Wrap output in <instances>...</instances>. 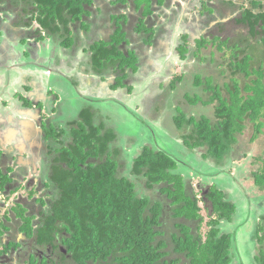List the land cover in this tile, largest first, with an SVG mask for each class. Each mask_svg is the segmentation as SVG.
Returning <instances> with one entry per match:
<instances>
[{
    "label": "trees",
    "instance_id": "obj_1",
    "mask_svg": "<svg viewBox=\"0 0 264 264\" xmlns=\"http://www.w3.org/2000/svg\"><path fill=\"white\" fill-rule=\"evenodd\" d=\"M35 1L40 10L39 22L49 33L63 35L61 46L65 49L76 45L70 29L72 23L80 22L83 30L89 31V25L81 20L85 15H90L87 5H92L93 0ZM262 1L239 0L235 4L236 12L232 18L238 26L236 30L240 29L237 30L239 34L248 35L242 41L233 43V38L224 40L221 36L191 33L181 35L177 41L176 50L182 60L194 57L200 62H217L219 76L225 78L216 83L213 75L197 74L194 77V86L202 95L198 93L188 103L191 106L201 104L203 107H213L212 117L188 116L183 109L176 111L177 115L173 118L178 135L182 133L183 144H178L195 155L196 150H205L201 158L216 163L215 166L211 163L208 165L216 169L217 175L223 172L220 168H223L226 158L239 143L238 136L244 133L246 125L253 126V142L263 133L264 60L255 66L253 55L249 52L253 40L260 39L258 43L264 48ZM168 2L110 1L111 6L130 7L131 12L110 14V31H113V35L109 40L93 44L91 52L94 68L98 71L110 68L122 73L117 77L113 89L125 88V80L129 77L127 71L136 74L138 63L141 64L139 53L128 48L131 35L124 30L121 22L129 24L131 14L135 13L139 23L133 34H137L142 41L140 46L143 50H149L162 35L161 31L159 33L149 26L150 17L158 8L168 7ZM211 2L201 0L198 10L208 5L214 9ZM221 6V9H225L228 4L222 3ZM120 10L123 8H118ZM238 15L240 18H237ZM194 23V30H203V22ZM222 25L221 30L226 28L225 24ZM209 46L213 50L206 53ZM27 55L23 53L24 57ZM3 75L9 76L5 70ZM243 79L246 81L243 82ZM182 80V76L174 77L169 88L177 89ZM8 84L6 82L4 86L6 89ZM8 87V94L12 97L16 94L23 96L16 88L17 83ZM22 99L25 101V98ZM25 104L31 106L29 101ZM90 110H82L79 122L73 123L71 129L72 143L63 146L59 157L53 160L56 167L53 168L51 183L59 192L53 199L50 213L41 219L39 227L36 229L32 224L35 217L27 216L22 206L17 204L16 207L20 208L17 211L12 208V214L21 222V231L28 232V237H31L35 230L33 236L41 248L53 244L55 236L61 234L63 239L60 244L74 264H245L239 257V230L230 232L222 228L224 223H233L237 212L235 202L228 198L223 189L211 185L204 198L198 197L193 192V178L179 173L185 172L182 170L185 162L174 158L169 152L149 147H144L134 159L130 172H121L119 151L112 148L117 137L113 131L105 130L104 125L98 124L96 114ZM44 119L41 125L47 138L55 143L62 142V129L52 120ZM166 132L169 133V130ZM257 161L260 167L253 172V182L255 189L264 193V153ZM7 169L8 172L11 170ZM0 179V191L6 190V198L20 191L19 187L13 190L9 188L13 180L3 170H0ZM138 182L144 184L140 189L146 194L140 193ZM199 202L210 212L205 234L201 233L205 222ZM166 206L169 210H166ZM249 221L256 223L253 234L249 235L253 245H249L252 260L255 264H264V213L260 216L256 214L255 219ZM4 228L1 224L2 253L8 249L1 244ZM31 260V264H48L44 260H34V257Z\"/></svg>",
    "mask_w": 264,
    "mask_h": 264
},
{
    "label": "rangeland",
    "instance_id": "obj_2",
    "mask_svg": "<svg viewBox=\"0 0 264 264\" xmlns=\"http://www.w3.org/2000/svg\"><path fill=\"white\" fill-rule=\"evenodd\" d=\"M106 1L110 2L111 0ZM197 1L198 0H169L168 7L158 8L155 10L154 16L150 17L151 24L149 26L157 30L159 33L160 31L162 32V35L159 36L157 41V47L155 50L154 48H151L149 51H144L140 46L142 41L137 34H133L139 23L135 13L131 14L129 24L124 25L123 21L121 22L123 24L124 30H127V32L131 35L128 39H132V41L128 48L134 49L139 53V58L142 65L138 68L136 74L130 75V79L126 80L125 84L131 85L134 82L142 94L147 95L149 90L153 91L152 96L154 95V92L156 93L155 101L154 98L142 100L143 98L141 97L140 101L146 111H141L138 109L139 105H137L136 102L133 103L129 101L126 97L128 91L124 89H121V91L118 90L116 95L111 96L115 98L114 101L104 102L102 100L96 107L92 105H90V107L96 111H100L99 116L101 117V121L98 123L103 124L105 130L113 131L117 137V141L113 145V150L119 151L121 160L125 163V166L122 167L121 172H125V167L126 169L130 170L134 159L139 155L142 148L145 146H150L155 149L169 152L174 158L177 157L182 162H185L186 166L182 168V170L185 172L178 171L183 176H187L186 178H193L191 179V183L194 187L193 192L198 197L201 196L200 190L196 187L198 183L204 182L209 186L211 184L218 187L219 189L226 188V186L228 188L229 186L230 190L227 191V195L230 200L236 203L237 212L235 214L233 223H224L222 228H226L230 232L239 230V232H237V242L240 245L241 255L238 256L242 258L245 264H255L252 260L253 256L250 252L251 248L249 245L252 247L253 245L249 235L253 234V231L255 230L254 224L256 223L254 221H249V219H255L256 214H251L249 209L253 208L254 210L258 211L259 216L264 213V193L256 190L253 182V172L257 171L260 167V164L257 160L263 156L264 153V129L259 138L253 142V126L251 124L246 125L247 127L244 133L238 136L239 143L235 145L232 152L229 154V157L226 158L225 164L222 163L223 168L220 169L221 172L223 171V173L221 176L219 175V177H221V179H219L217 178L218 173H215L216 169H210L209 165H207L211 163V165L215 166L216 163L211 161V159L203 160V158H201V155L205 154V150H196L195 155L193 152L185 151V147L178 144V142L183 144L181 137L182 133L180 132L178 135V130L173 123V118L175 115H177L176 111H183V109L188 116H196L197 118H199L201 115L206 117H212L213 115V107H203L201 104H197L195 106L189 105V103L192 101L191 98H194V96L198 95V93L202 95L201 91L198 88L196 89L194 86L195 75H213L215 77L214 80H216V83L225 80V78H221L219 76L218 66L216 65L218 64L217 62H212L210 60L206 62H200L199 59L194 57H189L187 60H182L180 58L176 50V45H178L177 41L180 39L181 35L191 33V35L195 34L198 36L203 34L206 36L208 35L209 37L211 35L213 37L221 36L224 40L233 38V43H237L239 40L242 41L245 37H248V35L245 33L239 34V31L237 30L240 29L236 30L238 26H236V23L233 22L234 18H227V10L220 9L221 15H223V13L226 15L221 16L220 18H215L213 23L209 17L216 15L217 7L211 9V7L208 5L207 7H202L198 10L200 6L198 5ZM130 2H132V0H130ZM218 6L219 8L222 7L221 5ZM118 8H123V10L118 11ZM118 8L111 6L108 12H103V40H109L113 35V31H110L111 27L109 15L122 14L123 11L126 13L131 12L130 7L119 6ZM157 16L159 19H157ZM237 18H240V15H238ZM194 20H196L197 23H204L205 26L203 30L201 28L198 30H192L190 28L193 23L192 21ZM222 24H225L226 29L221 30L219 28L223 26ZM1 39L2 38L0 37V40ZM259 40L260 39L252 41V48L249 51L253 55L255 66L259 65L260 60H264V48L258 43ZM11 41H13V44H11L12 47H9V50L11 51L17 49V46H32L26 41L23 42V40L18 41L12 39ZM45 42L46 39L44 40V43ZM53 46L54 44L49 45L47 54L43 55L39 62L49 63L55 66L54 64H56L55 59L57 55L60 57V59L66 60L65 54H68V51L65 50L64 54V51L61 52L60 49H54ZM138 46L140 47L138 48ZM84 48L85 46L79 47L76 49L75 53L71 55L74 59L71 60L73 62L71 65L73 66L75 64L74 69L69 66L70 68L67 71L68 76L72 77L68 78L71 84H69V87L67 83L63 86V88L61 86L62 90H65L68 93L71 89V91H74V94H76L75 87L77 86L78 82L75 74L78 76V67L83 64L85 59H88V56L83 52ZM5 49L6 47H4L3 50ZM211 50L213 49L211 46H209V50H206L205 52L210 53ZM206 56L210 57L208 54ZM216 56L217 58L220 57L218 53ZM24 60L27 62L26 58H24ZM85 67L89 68L90 66ZM38 73L41 74L42 71H38ZM117 73L118 71L116 72L114 69H107V74H105L104 80L107 82L111 81V78L115 77V74ZM127 73L132 74L129 70ZM79 76H82V74H79ZM176 76H182L183 80L178 84L177 89L172 90L169 88V85ZM116 77H118V75ZM93 78L97 79V84H99L93 96L104 98L110 96L111 93L113 94V91L109 88V85L103 89V81L95 76H93ZM5 80L10 81L12 79L7 77ZM245 81L246 80L243 79V82ZM155 85L157 86L155 87ZM77 88L79 89L80 87ZM88 90L91 89H86L85 86L79 89V91H84V94L91 95ZM52 92H55V89H53ZM59 93L61 94V91H59ZM137 94L138 93H135L134 96ZM5 95L6 99L3 100L1 105L5 111L9 112L10 119L14 121V123L18 125L20 129L23 130L25 127L24 124H27V120H32L31 114H26V109L24 107H17V100L19 99L21 102H23L22 98H25L27 101L31 102V106H27L31 113L38 115L39 119L48 117L57 125L60 124L61 127H64L61 124L60 118H58L57 114H54V112L51 111L49 100H51L52 95L47 96L48 98L43 97L39 106H36L37 100L34 98L18 96V94H16L15 97H11L7 93ZM64 109H66V107H64ZM1 115L6 117L4 114ZM166 130H169V133H167ZM170 131H172L173 134ZM63 133L67 135L66 130L63 131ZM4 134V132L0 133V140L10 142L11 140L6 139ZM30 138L31 136H29V139ZM31 141L34 142L36 140L31 139ZM39 141L40 139L38 138V143ZM12 143L23 145V143L21 144L16 140H12ZM27 143L31 142L28 141ZM29 153L33 162H39V160L42 162V159L39 158L40 153L37 147H31L29 149ZM199 159L204 162V165H201L202 163ZM231 174L234 176L235 184H233V182L230 180L232 177ZM31 175V178H34V174ZM189 175L191 177H189ZM196 175L200 178H197ZM225 176L227 178L223 179L224 182H222L221 180ZM203 177L206 179V181L203 179ZM137 185L139 187L140 193H147L146 191L140 189V187L142 188L144 184L142 185V183L138 182ZM25 192H22L23 195ZM150 194H153V192H150ZM154 198L157 199V196L155 195ZM249 203H252L253 205L250 208L247 207ZM199 206L201 208V215L203 216L205 222L202 226L201 233L205 234L208 231L206 222L209 221L208 215L210 212L205 209L203 203L199 202ZM255 206L258 208H255ZM13 208L14 211L20 209L16 206H13Z\"/></svg>",
    "mask_w": 264,
    "mask_h": 264
},
{
    "label": "flooded vegetation",
    "instance_id": "obj_3",
    "mask_svg": "<svg viewBox=\"0 0 264 264\" xmlns=\"http://www.w3.org/2000/svg\"><path fill=\"white\" fill-rule=\"evenodd\" d=\"M34 2L36 1L35 0H0V37L2 38L0 40V49L2 51H5L3 50V47H6V50L9 51L10 49L9 47H12L11 44H13V41H11L12 39L18 41L23 40V42L26 41L32 45V46L24 45L23 47L17 46L23 49V53L24 52L29 53L30 55V57L29 55L24 57L22 53V57L19 59L18 62L22 61L23 66L29 68V74L31 77H33V84L37 90H41L42 86H45L46 88V86L48 87V85L50 87V84L56 85L57 83L58 84L62 83V81L63 83L61 86H64L66 83L69 85L68 81L70 82V80L68 78L70 77L67 76L68 75L67 71L70 68L69 66H71V68L74 69V65H75V64L73 66L71 65L73 63L71 60H74L71 55H73L76 49H78L79 47H84V46L91 47L93 44L97 43L98 41L103 40V36H102L103 18L100 17L101 15L97 10L96 5H101V6L103 5V12H108L109 8L111 7V3L106 0H93L92 5L90 6L87 5L88 6L87 8L90 11V15L89 16L85 15L81 21H85L89 25L90 27L89 31L83 30L80 22L72 23L70 29L72 31V36L76 41V45L71 49H65L64 47L61 46L63 42L61 40V36L63 35L61 34L59 36V34L57 33L54 34L49 33L39 22L38 18H39L40 10L37 7V3L35 5ZM200 2L201 0L197 1L198 4ZM262 2L264 4V0ZM222 3L228 4V6L223 10H227L228 12L227 18L229 19L230 17L232 18L234 16L236 12L235 4H238L239 0H212L211 5L217 7L216 15L209 17L213 23L215 18L221 17L220 16L221 12L219 11L221 8H219L218 5H222ZM192 22H195L194 24H197L196 20ZM192 26L193 25H191L190 28ZM191 29L193 30V27ZM45 39L46 42L44 43ZM50 44H54L53 47L54 49L57 50H59L60 47L64 48V50L60 49L61 52L64 51V54H65V50L68 51V54H65L66 60L63 61L64 65L63 63L61 64L60 61L56 62V64H54L55 66L49 63L39 62L41 57L47 54L48 50L46 49V47H49L48 45ZM156 47H157V43L153 46L154 50L156 49ZM24 58L27 59V62L24 60ZM55 61H57V56ZM92 61L93 60L89 58L85 59V61L81 65L84 67L90 66V63ZM16 65L19 66V64ZM81 65L79 67L82 68ZM7 66H3L0 60V86L3 83L4 70L6 68L13 70L15 69V68H11L12 65L11 66L7 65ZM32 69L34 70V72H32ZM38 71H42V73L40 74L38 73ZM102 72L103 73H96V75L100 80H101L100 78L101 74L103 75V89H105V87H108V85L109 88L112 89L114 85H116V80H117L116 76L117 75L122 76V73L118 71V73L115 74L116 76L112 77L111 78L112 80L107 82L104 80V76L105 74H107V70H104ZM128 74L129 77L127 78V80L130 79L131 77L130 75H134L133 73L132 74L128 73ZM13 81L14 80H10V81L8 80L7 82L13 84ZM39 82L42 83L43 85H41ZM133 84L135 83L133 82ZM156 86L157 85H155V87ZM135 87L137 86L135 85ZM122 89L128 91V93L126 94L127 99L133 103L136 102V104L139 105L138 109H140L141 111H146L140 101L141 97L143 98L142 100L144 99L149 100V98H154L155 101L156 93L154 92V95L152 96L153 91L149 90L146 95V94H142V92L138 88L134 89L132 92H130L129 88L126 87ZM118 90L121 91V88H118L117 90L112 89V91H118ZM6 91L7 90L0 89V129H3V131L0 130V133L4 132V129H9L10 131L7 134H4L5 138L9 139L11 138V135H13L15 140L20 142L21 144L23 143V145L14 144L12 143V140L10 142L0 140V152H1L0 170H3L4 174H7V176L13 180V182L9 184L11 185L9 187L11 190L17 187L20 188V191H18L16 194L9 195V198H6L7 195L6 190L3 192L0 191V226L1 224H3L5 227L3 229L4 233L1 237V242H2L1 244L5 245V247L8 248L5 253H2L4 249L2 248L1 250L0 247V252H1L0 264H31L32 257H34V260L36 259L38 261L44 260L48 262V264H51V262H54V264H74L71 256L68 255L66 249L60 244L61 240L63 239L62 238L63 236L61 234L55 236L53 244L46 245L45 247L41 248L37 245V240H36L37 238L33 236L35 230H33L32 236L28 237L27 234L28 232L21 231L22 228H21L20 220L17 217L15 218V216L12 214L13 206H16L17 204L21 205L22 208L26 209L27 216L35 217L32 224L35 225L37 229V227H39L40 225L41 219L45 217V215H48L50 213L53 199L56 196V194H58L59 192L58 189L55 187V185L51 183L53 177V170H54L53 168L56 167V163L53 160L55 159V157H59L60 150H62L63 146H68L69 144L72 143L71 140L72 138L70 134L73 124L69 126L70 130H66L67 135L63 133V135L60 137V140L62 142L58 141V143L57 142L55 143L51 139L47 138L43 130V126L41 125L42 124L41 121L43 120V118H45L46 121H48V119L50 118L43 117L42 119H39L38 115L31 113L28 106L25 104V102L27 101L26 99L23 102H21L18 99L17 107H24L26 109L25 113L31 114L32 116V120L30 119L27 120L26 122L28 124L25 125V127L22 130L19 128L18 125L14 123V121L10 119L9 112L5 111L1 105L3 100L6 99L5 94L6 93L8 94V92ZM51 93L53 96L55 95L56 92H51ZM69 93L71 94L72 98H75L74 101L84 100L85 107L89 104L96 107L98 104H100V101L102 100L104 102L115 100L114 97H111L113 95L100 98L97 96L96 97L93 96L94 95L93 92L91 95H86V96H80L77 92L76 94H74V92L73 93L69 92ZM135 93L138 94L134 96ZM8 95L11 96L10 94ZM36 106H39L37 102H36ZM88 108L89 107L84 108L83 110H86ZM90 109L91 112L96 114V122L97 123L100 122L101 120V117L99 116L100 111H95L91 107ZM1 114H4L6 117H3V115ZM54 124L56 125V123ZM31 125H33L34 127L33 129L34 135L30 139H28V141L31 142V139L36 140L32 142L35 144V146L37 145L38 147H40L41 142H44L45 144L48 145V151H49L47 155L49 158L48 164L45 165L43 163V160L42 162H40L39 160V163H41L39 169L37 167H34L35 165L33 164H35V162L31 160L30 153L24 155V152H29V149L33 147L32 144L27 145L26 143L24 144L23 142L24 138L27 136V129L31 131L30 129ZM37 136L40 139L39 143ZM145 147L152 148L150 146H145ZM39 158L42 159V156L40 155ZM118 159L120 161V164L122 165L121 167L125 166V163L121 160L120 153ZM201 163H202L201 165H204L203 161H201ZM209 167L210 169H213L212 166L209 165ZM7 168H11V170L8 172ZM130 171L131 168L130 170H128L125 167V172H130ZM31 174H34L33 175L34 178H31L32 177ZM231 176L232 177L229 178L233 182V184H235L234 176L232 174ZM217 178L221 179L219 175ZM226 178L227 177L225 176L224 178H222L221 181L224 182L223 179ZM203 179L206 181L204 177ZM0 184H1V179H0ZM210 186L208 184H205L204 182L198 183L196 185V187L200 190V194L202 198H204L205 194L207 193L206 191L209 189ZM9 188L8 186L6 187V189L8 190ZM226 188H223V191L226 192L227 195L228 194L227 191L230 190V187L228 186V188L227 189ZM22 192H25L26 195L25 194L23 195ZM252 206H253L252 203H249L247 205L248 208ZM165 208L166 210H169V207L166 206ZM255 208L258 207L255 206ZM249 211L251 214L255 213L258 215V211L254 210L253 208H250ZM6 214L8 216L7 220H5Z\"/></svg>",
    "mask_w": 264,
    "mask_h": 264
},
{
    "label": "crops",
    "instance_id": "obj_4",
    "mask_svg": "<svg viewBox=\"0 0 264 264\" xmlns=\"http://www.w3.org/2000/svg\"><path fill=\"white\" fill-rule=\"evenodd\" d=\"M95 5H96V3H95ZM96 8L101 15L100 17L103 18V5L102 6L96 5ZM102 36H103V34H102ZM48 48L49 47H46L47 50H48ZM3 49H4V47H3ZM60 49L64 50V48H62V47H60ZM83 52L88 56L89 59H92L93 55L91 52V47H85L83 49ZM22 53H23V49L19 48V47L17 49H15L14 51L13 50L8 51L6 49H5V51H2L0 49L1 64L3 66H7V65L11 66L12 65L11 68H15L14 70L9 69V68L5 69V71L10 76L3 75L4 79H3L2 85L0 86V89L7 90L9 88L8 85H10L12 83H9L7 85V89L4 86L6 85V82H7V80H5V79L7 77H10L12 80H14L13 83H17L16 88H18V90H20L23 93V96L36 99L38 105H40V102L43 99V97H47V96L52 95L51 92L53 91V89H55V92H56L55 95H53L52 96L53 98H51V100H49L50 108H51V111H53L54 114H57L58 118H60L61 124L64 127H61L60 124H58V125L56 124V125L58 128L62 129V131L70 130L69 126L73 123L79 122V120H80L79 117H80L82 110L84 108H87V107L90 108L91 104H89L85 107L84 100L74 101L75 98H72L70 93H68L65 90H62L63 86H62V88H60L62 83H59V84L57 83L56 85L50 84V87L48 85V87L46 86V88H45V86H42L41 90H37L33 84V77H31L29 74V68L24 67L22 61L18 62L19 59L22 57ZM58 61H60L62 64L64 60L60 59V57L57 55V61L56 62H58ZM16 64H19V66H17ZM140 66H142V65L139 64L138 67H140ZM83 67L84 66H82V68ZM90 67H89L90 69L88 67H85L83 69L81 67H78V71H79L78 76H77V74H75V77H77V82H78L77 86L75 88H76V92L80 96H86V94L83 93L85 90L83 92L79 91V89L81 87L85 86L86 89H91V90H88L89 92H91V94H92V92H93V94H95L96 88L99 85V84H97V79L93 78V76L98 77L96 75V73H103V72L98 71L96 68H94L93 61L90 63ZM32 72H34L33 69H32ZM79 74L80 75L82 74V76H79ZM69 77L72 78L71 76H69ZM78 77H80V78H78ZM100 78H101V81H103V75L102 74H101ZM40 84L43 85L42 83H40ZM69 84H71V83L69 82ZM68 87H69V85H68ZM77 87H80V88L78 89ZM44 88H45V90H44ZM126 88H129V89L132 88L133 90L137 89V87H135V84H133V83L131 85L126 84ZM59 91H61L62 97H61V94L59 93ZM70 92L73 93L74 91H71V89H70ZM117 92L118 91H113V94L111 93V95L114 96V95H116ZM47 98H45V99H47ZM64 107H66V109H64ZM27 124H24V125H27ZM30 129H31V131H29L27 129V136L24 138L23 142H24V144L26 143L27 145L32 144L33 148H36L38 146L37 145L35 146V144L32 141H31L32 143H27L29 136L33 137V135H34L33 125L30 126ZM0 130L3 131V129H0ZM9 131H10L9 129H4L5 134H7ZM9 139L15 140L13 135H11V138H9ZM16 139H18V138H16ZM38 149H39L40 155L42 156L43 163L45 165H47L48 160H49V158L47 156L49 153L48 145L45 144L44 142H41L40 147H38ZM28 153L29 152H24V155H27ZM33 165H35L34 167H37L39 169L41 163L35 162V164H33Z\"/></svg>",
    "mask_w": 264,
    "mask_h": 264
}]
</instances>
